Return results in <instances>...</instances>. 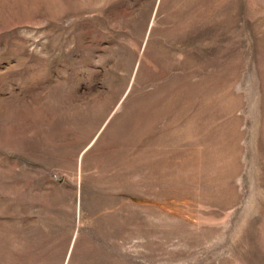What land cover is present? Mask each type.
I'll use <instances>...</instances> for the list:
<instances>
[{
  "label": "rangeland",
  "instance_id": "374dc122",
  "mask_svg": "<svg viewBox=\"0 0 264 264\" xmlns=\"http://www.w3.org/2000/svg\"><path fill=\"white\" fill-rule=\"evenodd\" d=\"M0 264H264V0H0Z\"/></svg>",
  "mask_w": 264,
  "mask_h": 264
}]
</instances>
